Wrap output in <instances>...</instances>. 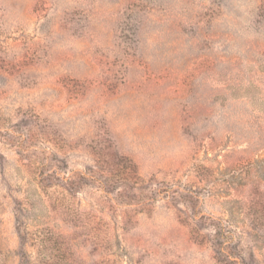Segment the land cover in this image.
<instances>
[{"label": "rangeland", "instance_id": "rangeland-1", "mask_svg": "<svg viewBox=\"0 0 264 264\" xmlns=\"http://www.w3.org/2000/svg\"><path fill=\"white\" fill-rule=\"evenodd\" d=\"M257 200L264 0H0V264H264Z\"/></svg>", "mask_w": 264, "mask_h": 264}, {"label": "trees", "instance_id": "trees-1", "mask_svg": "<svg viewBox=\"0 0 264 264\" xmlns=\"http://www.w3.org/2000/svg\"><path fill=\"white\" fill-rule=\"evenodd\" d=\"M119 156V154H118ZM123 159V157H121ZM42 171L40 172V183L43 189H49L53 186H58L63 189H77L79 186L87 181L85 175L77 173L73 178L65 179L63 176L58 174L59 168L56 167L52 174H48L49 169L48 164H41ZM129 174L134 175L133 167L126 168ZM57 172V173H56ZM132 177H130L131 179ZM52 180V181H51ZM54 181V183H53ZM54 184V185H53ZM135 193H130L127 198H133ZM135 196H137L135 194ZM253 216H255L257 227L264 228V201L257 200L253 203ZM198 223L200 225L206 226L210 230L214 231L212 235V240L216 246L217 253L219 254V259L225 264H252L247 261L243 254V248L235 239V235L227 225L219 219L213 218L211 216H202ZM253 255H251V258ZM250 258V259H251Z\"/></svg>", "mask_w": 264, "mask_h": 264}]
</instances>
